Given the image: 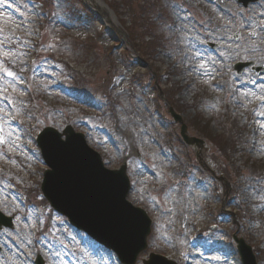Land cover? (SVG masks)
Returning a JSON list of instances; mask_svg holds the SVG:
<instances>
[{
	"label": "rangeland",
	"instance_id": "obj_1",
	"mask_svg": "<svg viewBox=\"0 0 264 264\" xmlns=\"http://www.w3.org/2000/svg\"><path fill=\"white\" fill-rule=\"evenodd\" d=\"M115 1L119 0H87L105 7V16L121 35L107 26L105 16L98 12L92 15L83 1L0 0V46L5 45L0 49V73L5 71L12 83L16 81L0 83V108L8 127L0 152L18 159L17 163L9 162L0 154V165L12 172L15 167L20 184L27 185L28 176L39 181L40 160L28 155L24 147H29L45 126L61 130L72 125L85 135L89 147L99 153L108 169H117L122 161L126 164L132 187L128 202L145 210L152 221L147 248L136 264L149 253L163 254L179 264H236L230 257L235 252L230 240L234 233L253 251H264V237L258 233L264 228V178L261 181L260 172H251L254 168L244 164L246 157L264 163V123L255 122L258 114L254 113L257 101L264 98V84L254 85V75L245 72V76L237 77L230 68L232 60H250L248 49L264 52V17L260 29L256 26V15L264 12V1L242 10L235 0H216L214 4L159 0L158 5L148 0H121L127 7L112 14L107 6ZM252 34L255 38L249 36ZM206 42L216 44L218 51H208ZM21 43L28 47L23 53ZM142 44L149 46L144 64L141 60L145 57L140 59L137 53L143 51ZM152 46L157 48L152 51ZM35 49L41 63L33 67L30 81L32 78L39 98L31 107L26 103L31 83L20 75L29 70L27 63L33 64L30 61ZM13 51L17 53L12 56ZM3 57L13 59L2 63ZM58 60H65L64 65ZM226 75L234 78L226 80ZM25 82H29L27 90ZM157 89L176 93L169 98L175 107H183L178 114L185 123L193 121L194 114L196 128L197 114L210 119L208 134L218 145L233 138L215 125L225 124L228 117L220 115L219 109L213 112L217 107L228 106L247 127V146H240L236 152L229 148L233 159L228 163L215 152V145H207L204 151L206 167L216 175L225 170L228 199L237 188L235 198L227 199L228 203L225 200L224 207L238 214L245 211L237 228L228 213L215 215L223 187L209 173L199 171L194 152L181 143L179 126L172 123L166 104L157 98ZM8 91L22 101L18 106L25 115L20 122L10 121L16 115L2 102ZM237 123L240 128L241 123ZM29 124L34 127L30 135L26 133ZM187 129L189 135L198 137L191 126ZM178 166L181 172L191 174L185 178L177 173ZM6 179L0 173V193L9 186L4 184ZM11 204L5 202L27 218L21 207ZM12 210L5 212L11 214ZM27 220L24 224L18 218L16 232L9 234L21 252L25 251L23 242L29 246L27 237L33 232L44 245L38 243L37 248L46 264H117L113 255L68 229L44 204L30 208ZM211 225H215L214 230L209 229ZM5 250V264H29L17 252L10 253L9 244ZM257 264H264L261 255Z\"/></svg>",
	"mask_w": 264,
	"mask_h": 264
},
{
	"label": "water",
	"instance_id": "obj_2",
	"mask_svg": "<svg viewBox=\"0 0 264 264\" xmlns=\"http://www.w3.org/2000/svg\"><path fill=\"white\" fill-rule=\"evenodd\" d=\"M183 132H185L184 126L181 128V136L184 140V142L190 146H195L196 148H200L201 142L199 140L183 137ZM58 143V142H57ZM74 143L72 142L71 138H68L67 143L64 146H69L79 152V154H72L69 156L71 160L75 161L73 164L71 163V166L68 168H60L62 171V174L71 171L65 179L63 180H57L55 176L51 175V185L54 186L57 193L59 194V199L62 205L67 206L71 212H75L72 209L77 210L76 215H74L76 218H80L81 222H83V226L89 233L93 235V237L100 241L105 243V245H108L113 250L116 251L118 256L121 260L125 261L127 260V257L131 255V260L134 259V256L136 254V251L139 249V245H134L131 242H129L127 239H124L123 242H119L118 240L111 237L107 230L112 229L113 232V225L114 224H104L102 221L103 219H100V221H94L91 217L94 213V206L90 207L88 204L83 205L81 202L77 201L78 195L76 192L80 188V183L77 185V187H74L73 181H75V177L77 176V167L76 165L83 164L81 166V173L83 175V179L86 181L84 184H81V188L86 192L89 193L91 190L89 188L92 186V183H94L93 190H96L97 192L102 187V189H105V197L107 199V191L110 196L111 202L104 203V207H116V209L111 213V217L116 219L119 223H121V219L123 221L130 220L132 223L137 224L138 222H144L145 225V233L147 232V222L144 220V216L141 212H138L136 209H131L129 205H126L125 202L122 200L120 201V193L121 189L126 188V181L122 177L123 170L121 169L119 173H105L102 172L100 168H98V163L96 159H93L91 156L85 153L84 150H82L78 146H73ZM73 157V159H72ZM75 165V166H74ZM116 174H118L116 176ZM91 177H94V181L91 182ZM65 183H70L69 186H67ZM76 185V184H75ZM92 190V192H93ZM80 196H81V190H80ZM85 196H82V200L85 201ZM110 210V208H109ZM122 217V218H121ZM121 218V219H120ZM143 241V239H142ZM238 248L242 257V260L244 264H253V259L249 253V249L244 247L242 242L238 241ZM153 264L154 262L151 261ZM151 262H148L146 264H152Z\"/></svg>",
	"mask_w": 264,
	"mask_h": 264
},
{
	"label": "bare ground",
	"instance_id": "obj_3",
	"mask_svg": "<svg viewBox=\"0 0 264 264\" xmlns=\"http://www.w3.org/2000/svg\"><path fill=\"white\" fill-rule=\"evenodd\" d=\"M101 10H102V12H104V9L103 8H101Z\"/></svg>",
	"mask_w": 264,
	"mask_h": 264
},
{
	"label": "snow or ice",
	"instance_id": "obj_4",
	"mask_svg": "<svg viewBox=\"0 0 264 264\" xmlns=\"http://www.w3.org/2000/svg\"><path fill=\"white\" fill-rule=\"evenodd\" d=\"M8 75H12L11 73H8Z\"/></svg>",
	"mask_w": 264,
	"mask_h": 264
}]
</instances>
